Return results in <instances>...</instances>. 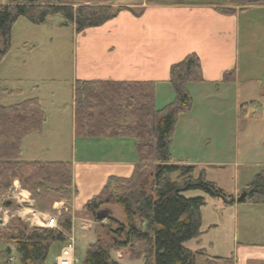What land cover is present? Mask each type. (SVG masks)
<instances>
[{"label": "trees", "instance_id": "obj_1", "mask_svg": "<svg viewBox=\"0 0 264 264\" xmlns=\"http://www.w3.org/2000/svg\"><path fill=\"white\" fill-rule=\"evenodd\" d=\"M184 4L202 0H153ZM240 5H264V0H226ZM119 10L111 0H0V62L10 49L11 29L23 17L29 22L45 24L53 16L61 25L73 26L75 33L103 24ZM224 13L234 9L218 8ZM233 72H226L222 81H232ZM199 59L187 55L170 67L169 80L174 99L160 109L154 106V83L75 80L73 84L74 135L88 137H132L135 139L138 163L128 177L110 176L98 194L83 206L93 219L101 206L118 205L120 221L112 216L97 220L106 234L86 246L79 264H120L111 251L123 252L132 259L143 258V264H196V255L206 264H234L233 257H211L204 249L191 251L186 241L201 235V213L204 197H186L182 193L200 190L211 197L234 202L204 169L195 165L172 162L170 148L180 114L191 111L192 97L188 84L202 82ZM0 91L12 90L0 86ZM262 115L257 101L238 106L239 117ZM46 115L37 98H27L12 105H0V194L13 179L32 192L55 193L70 199L73 194L70 161H37L21 158V141L41 129ZM244 202L264 204V171L256 173L244 186ZM10 202H4L9 206ZM107 219L106 223H101ZM56 228L29 227L19 218H12L0 227V242L13 245L18 264H43L49 247L66 241L71 216L64 212ZM10 248L2 252V264H9ZM79 260V259H78Z\"/></svg>", "mask_w": 264, "mask_h": 264}, {"label": "crops", "instance_id": "obj_2", "mask_svg": "<svg viewBox=\"0 0 264 264\" xmlns=\"http://www.w3.org/2000/svg\"><path fill=\"white\" fill-rule=\"evenodd\" d=\"M220 3L207 0L200 4L113 0L111 5L119 8L114 17L99 26L75 33L77 42L74 75L70 85L72 106L69 120L66 119L67 116L62 119L65 114L59 115L63 111L58 105H54L53 99L44 96L32 97L39 100L46 121L40 130L30 132L21 141V158L24 160L71 162L73 194L68 200L60 198L55 193L41 192L34 195L22 188L17 179H13V199L5 201L10 202V205L5 206L2 202L3 196L0 198V206L8 209L10 213L9 217L7 215L0 219V227L5 226L12 218H19L29 227H44L40 217H54L58 222L60 216L68 212L71 216V229L64 234L65 236L72 237L75 242L74 229L77 222L83 239L88 237L92 224L95 225V230L92 231L96 235V240L100 238L101 228L97 219H93L83 206L100 192L108 177L130 176L135 164L138 163V154L135 139L132 137L73 135L75 80L152 82L154 106L160 109L174 99V92L168 82L170 67L181 62L187 55L195 54L199 59L203 81L190 83L187 86L191 97L195 99L194 107L189 111L190 113H182L178 118L170 149L172 162L195 165L204 169L206 173L212 172L216 167L219 168L218 165L212 164L211 160L205 159L211 156L210 153L214 149L210 148L204 152L200 149V146L206 147L210 143L208 135L200 134L205 129L201 128V125L209 123L214 125L213 129L216 128L221 132L227 130L230 134L232 128L238 131L240 127H251L256 123L255 121H264V105L261 102L264 99V68L255 75H248V71L240 66V53L242 49L247 50V47L240 42L239 18L241 10L264 9V5H250L241 9L237 7L234 8V12L224 13L218 10L222 6ZM50 20L51 18L48 22ZM71 27L73 29V26ZM226 72L234 73L232 81H222ZM208 101L217 104L211 110L218 118V122L197 120L195 114L197 106L200 107ZM225 101L229 102L228 109L221 107ZM248 101H257L261 104V117H251L252 110L248 111L247 116L239 117L238 106ZM224 114H227V118L223 116ZM262 123L264 126V122ZM210 127L205 130L211 132L213 129H209ZM194 136L197 137L196 140ZM71 144L74 145V151L70 147ZM219 145L222 146L221 150H227L229 140L225 139L222 145L221 143ZM257 166L259 171H264V168H261L264 167V162ZM247 184L244 183L242 192H245L244 186ZM229 195L234 198V202L231 203L228 199L223 200L220 197L210 196V199L204 197L206 204L202 207L201 213L202 233L199 237L189 240L193 242L191 247L187 246L189 241H186L184 246L194 252L204 249L211 257H233L234 264H264V204L247 203L251 206H246L247 217L252 211L261 216L258 222L255 219L250 226L242 216L240 222L243 220V223H239L237 217L240 205L245 207L243 203H246L237 200L240 195L239 189ZM220 208L227 214L226 228L230 229L231 222L233 224L232 236L229 230L223 237H214L213 233L222 224L218 214ZM245 209H242L243 214L246 212ZM99 211L103 213L101 218L109 215L120 221L123 220L122 210L120 212L115 205H105ZM215 211L217 215H214ZM106 222L107 219L101 221V223ZM259 230L262 231V235L258 233ZM259 238L263 247L255 251L251 249L254 247L248 245L253 242L252 240ZM93 242H88L87 245ZM64 243H60V251ZM110 255L120 264H124L125 257L130 258L121 251H111ZM74 256L77 258L76 250ZM136 259H142V264L144 263L142 257Z\"/></svg>", "mask_w": 264, "mask_h": 264}, {"label": "rangeland", "instance_id": "obj_3", "mask_svg": "<svg viewBox=\"0 0 264 264\" xmlns=\"http://www.w3.org/2000/svg\"><path fill=\"white\" fill-rule=\"evenodd\" d=\"M114 1L138 2L142 0ZM204 1L206 0L200 2L196 1V3L185 2L184 4H200ZM207 1H216L217 3L222 2L220 3L222 5L220 8L234 9L238 7L241 9L239 7L240 5L226 0ZM1 2H6V0H1ZM113 7L115 8L116 5H113ZM240 12V42L243 46L247 47V50L242 49L240 53V66L248 71V75H255L256 73L261 72V69L264 68V9L248 8L243 9ZM60 22L61 19L58 16H53L49 22L40 25L33 24L23 17H19L14 22L11 29L10 49L0 62V86L8 88L12 90V92L4 93L3 91H0V105H12L26 98L44 96L45 98L53 99L54 105H58L64 112L59 113V115L65 114L62 119L67 116L66 119L69 120L72 106L70 85L73 81L74 75L77 40L72 27L70 25L63 26ZM163 101L164 100H162V102ZM194 101L195 99L193 98L191 110L194 107ZM261 102L264 105V99H262ZM214 106H217L214 101L205 102L203 105H200V107L197 106V110L195 111L197 120L201 122H218V118L211 110L212 108H215ZM228 106L229 102L225 101L221 107H227L228 109ZM198 111L200 112L197 113ZM187 113L190 112H184V114ZM223 116L227 118V114H224ZM255 122L256 125L254 124L249 128L240 127L238 131L232 128L230 134L227 130L221 132L216 128L213 129L214 125L209 123H203V125H201V128H207V130L208 127L211 126L209 129L213 130L209 132L203 129L200 132V134L208 135L210 138V143L207 144L206 147L200 146V149L202 152L210 148L214 149V151L210 153L211 156H207L205 159L211 160L212 164L219 166V168L216 167V169H212V172L207 171L206 177H209L208 180H214L215 184L226 194L236 193V190L239 189V194L241 195L244 183H249L252 180L253 176L260 170L257 165L264 162V132H262V129L264 128L262 122L264 121L258 120ZM194 139L196 140L197 137L194 136ZM225 139L229 140V145L227 146V150H221L222 146L219 144L221 143L222 145L223 140ZM70 147H72V151H74V145L71 144ZM13 190L11 183L7 190L0 194V198L3 196L2 202L13 199ZM182 194L186 197L202 196L207 199L211 198L205 192L200 190H189ZM243 204H245L243 205L245 207H241L242 205H240L238 210L237 217L239 223H243V220L240 222L241 216L244 221H248V225L250 226L253 225L255 219L258 222L261 219L260 214L252 211L249 213V217H247V207L251 206L247 203ZM114 205L115 204H110V206ZM115 206L119 208L121 212V208L118 205ZM102 208H104V206H101L99 210H102ZM3 209L6 208L0 206L1 220L3 219V216L8 215L9 217L10 215L9 211L4 213ZM242 209L246 210L244 214L242 213ZM99 210L98 212H100ZM218 214L222 224L217 231L213 233L214 237H223L229 230L231 231L229 234L232 236V222L230 224V229L225 226V221L227 220L226 212L220 208ZM98 215L103 216V213L100 212ZM214 215H217L216 211L214 212ZM78 226L79 224L76 222L74 229L75 250L77 258L81 261L85 255L87 243L95 241L96 235L94 234V231H92L95 230V225L92 224L88 237L83 239L81 236L82 232ZM254 231L257 233V229ZM258 233L262 235L261 230H259ZM259 234H257L258 237H261ZM105 235L106 234L101 229L99 231L100 238H103ZM239 238L241 237L239 236ZM252 241L253 242L251 243L254 245L251 243L248 245L254 247L251 249L259 251V248L263 247L260 238ZM192 243V241L187 242V246L191 247ZM64 246L65 243L62 248ZM6 247L10 248V254L8 256L15 259L13 264H18V257L14 246L7 245L3 242H0V264L3 262L4 257L2 256V252ZM59 248V242L50 245L43 264H57L56 257L60 253ZM196 258V264H204L205 257L196 256ZM124 260V264H142L143 261L142 259H130L128 257H125Z\"/></svg>", "mask_w": 264, "mask_h": 264}, {"label": "built area", "instance_id": "obj_4", "mask_svg": "<svg viewBox=\"0 0 264 264\" xmlns=\"http://www.w3.org/2000/svg\"><path fill=\"white\" fill-rule=\"evenodd\" d=\"M4 213H7V209H3ZM40 221L43 222V226L46 228H59L57 225L56 218L54 217H40ZM15 259L13 257H8V262L13 263ZM77 259L74 256V240L72 237L67 236V242L65 246L61 249L59 256L56 259L57 264H76Z\"/></svg>", "mask_w": 264, "mask_h": 264}, {"label": "water", "instance_id": "obj_5", "mask_svg": "<svg viewBox=\"0 0 264 264\" xmlns=\"http://www.w3.org/2000/svg\"><path fill=\"white\" fill-rule=\"evenodd\" d=\"M247 193L246 192H242V194L237 198V200H243L246 197ZM101 216L96 214V219H100Z\"/></svg>", "mask_w": 264, "mask_h": 264}, {"label": "bare ground", "instance_id": "obj_6", "mask_svg": "<svg viewBox=\"0 0 264 264\" xmlns=\"http://www.w3.org/2000/svg\"><path fill=\"white\" fill-rule=\"evenodd\" d=\"M100 213V212H99Z\"/></svg>", "mask_w": 264, "mask_h": 264}]
</instances>
